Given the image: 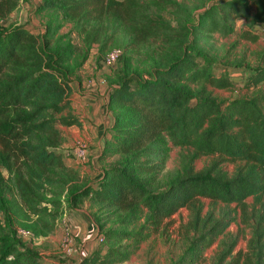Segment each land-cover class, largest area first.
<instances>
[{
    "label": "trees",
    "instance_id": "16d2710c",
    "mask_svg": "<svg viewBox=\"0 0 264 264\" xmlns=\"http://www.w3.org/2000/svg\"><path fill=\"white\" fill-rule=\"evenodd\" d=\"M18 1L0 0V19ZM251 1L215 0L193 8L198 10L195 17L191 8L173 2L172 25L152 18L137 0H41L38 10L48 12L40 35L25 26L0 25V211L4 220L25 223L34 237L45 236L66 211L78 208L85 197L93 199L122 215L118 227L97 226L100 246L77 264H118L131 251L129 240L137 242L143 236L142 227L134 231L120 225H128L143 209L154 228L177 209L189 206L196 226L199 207L194 201L203 197L224 207L217 216H206L171 264L198 259L202 247L233 220L231 203L250 226L249 237L244 251L237 253H232L234 237L222 240L212 264H264V53L258 54L255 65L225 58L219 62L205 57L198 44L214 33L229 36L235 19H244L247 26L238 39L256 40L253 30L264 25V0H253L255 7ZM61 19L78 32L85 51L93 45L104 47L107 31L119 26H131L139 41L149 36L162 41L163 65L137 73L120 51L111 68L114 78L106 102L112 112L110 134L97 156L100 174L94 180L78 181L58 151L57 125L79 126L69 110V74L80 65L77 58H84L76 55L64 35L50 41ZM111 48L117 47L107 50ZM207 86L239 87L250 94L218 100ZM168 144L189 147L192 153L158 189L154 176ZM196 154L213 159L193 171L190 160ZM222 161L235 164L230 175L220 167ZM247 197L252 198L250 204L245 203ZM17 242L11 232L0 237V264H44L36 249L18 248Z\"/></svg>",
    "mask_w": 264,
    "mask_h": 264
},
{
    "label": "rangeland",
    "instance_id": "374dc122",
    "mask_svg": "<svg viewBox=\"0 0 264 264\" xmlns=\"http://www.w3.org/2000/svg\"><path fill=\"white\" fill-rule=\"evenodd\" d=\"M137 1L140 4V8H144L152 18H160L173 25V16L171 12L173 2L183 4L193 10V8H197L202 4L208 5L215 0ZM40 3L41 0H19L17 6L8 15L0 19V25H21L25 26L32 33L40 35L44 31V21L46 13L48 12L38 10ZM251 5L255 7L253 0L251 1ZM197 11L196 9L192 11L193 17L196 16ZM245 22L244 19H235L233 21V31L229 36H221L214 33L209 38L200 40L198 44L205 57H210L220 62L224 58L232 60L235 59V56L242 55L244 61H246L245 63H252L255 57H257V53L264 52V38H262L264 27L260 26V28H254L253 31L260 34V38L255 43H247L244 40L237 41L236 37L242 30V27H244ZM57 35H64L66 39L70 40L75 48L76 55H84L82 59L79 57L77 58V61H80V65L69 74V85L71 90L68 94V99L71 113L73 109H75L70 105V98L71 101L75 98V82L79 84V81H104L106 91L108 86L112 83L114 71L103 65L104 53L109 47H117L122 53H125L129 58L132 68H134L137 73L145 72L154 64L161 66L164 63L161 51L162 41L160 37L149 36L139 41L131 26H119L111 31L108 30L105 35V37H107L106 41L103 43L104 47L93 45L86 51L84 46H82L80 35L72 28L69 21L61 19V26L56 34L52 35L50 41L53 42ZM232 44L233 46H231ZM212 67H215L214 63L211 68ZM234 78L238 80V76ZM190 87L193 88V85H190ZM207 89L210 91L211 95L218 100H228L237 96H248L250 94V91H246L239 87H234L231 90H222L207 86ZM108 112L112 116V112ZM57 129L59 130L61 138L58 151L61 153L62 159L64 158V164L73 171L78 181H84L86 178L90 180L89 175L92 176V173L96 172L95 170H100L99 161L95 159V162L92 164L93 168L87 166L88 162L84 164L70 163V160L66 157L65 151L74 145L71 139L73 134L72 130L74 128L57 125ZM108 134H110V132H108ZM80 142L87 145V154L90 158L92 145H89L88 141ZM191 153L192 149L189 147L168 144L165 159L158 169V173L154 176L155 185L158 189L164 188L165 181L179 170L182 161L191 155ZM110 159L111 158L105 159V162L108 163ZM212 159L213 157L211 155L196 154L192 156L190 160V167L193 171H197L206 166ZM219 165L228 175L232 173L235 166L234 163L227 161H222ZM2 173L6 177V172L3 169ZM251 201V197L245 199V203L247 204H250ZM194 203L199 207L196 226L192 225L194 212L189 206L177 209L172 215L165 218L154 228L146 220V211L143 209L136 213V219L130 220L128 225L119 224L120 228L123 227L127 230L134 231L142 227L143 236L140 237L137 242L133 239L129 240L131 251L126 260L118 264H171L175 261L187 244L186 238L195 235L197 231L201 229V222L206 219V216L207 218L211 216L215 217L219 210L224 207L223 204L219 202H214L203 197L196 198ZM230 208L233 209L231 212L233 220L230 221L223 232L212 240L210 244L202 247L198 259L191 264H212L216 254L221 249L219 243L222 240L228 241V239L230 240L233 237L235 238V245L233 246L232 253L244 251L246 240L250 233V226L247 222L241 220L240 210L234 206V203L230 204ZM74 213L75 214L72 215L73 218L75 217L74 224L76 228H73V232L67 223V219L63 217L59 219L51 233L39 237L31 235L28 239L22 240L15 235L14 231L16 228L21 227L29 229L26 224L14 222L7 223L4 220L3 213L0 211V237L7 232H11L13 237L18 241V248L32 247L36 249L44 264H77L86 253L100 246L96 240V236L99 234L97 226L102 224L104 228L109 226L118 227V220L122 212L85 197ZM64 224L67 225L71 234L70 242L67 244L62 243L61 231ZM207 225L208 223H206L205 227ZM102 250L104 251V247ZM230 255L226 257V260Z\"/></svg>",
    "mask_w": 264,
    "mask_h": 264
},
{
    "label": "crops",
    "instance_id": "0c3cea01",
    "mask_svg": "<svg viewBox=\"0 0 264 264\" xmlns=\"http://www.w3.org/2000/svg\"><path fill=\"white\" fill-rule=\"evenodd\" d=\"M260 26L264 27V25H258V26H255L254 28L255 29L260 28ZM246 29H247V26L244 25V27H242V30L240 32L245 31ZM255 33L258 36L256 40L254 41L244 40V41H246L247 43H255L260 38V34L257 32ZM262 38H264V34ZM236 40L242 41L243 39H238V37H236ZM233 44L231 46H233ZM258 54L259 53H257L256 55L257 57H255L252 63L249 62L246 64L248 65L257 64ZM234 58L236 60H240L241 63L245 64L246 62L244 61V58L242 57V55L235 56ZM104 84H105L104 81H88V82L79 81V84L78 82L77 83L75 82L74 84L75 89L73 88L74 90H76V92L74 93L75 98L73 101H71V98H70V105L75 108L73 109L72 114H74V116L79 121V126H73V127L70 126L71 128H74L73 129L74 131L72 130L73 134L71 136V139L74 143L80 142V141H85V142L88 141V144L92 145V153L87 163V166H89L90 168H93L92 164L93 162H95V159L97 160V156L102 147L103 140L109 137L107 128H109L111 124V120H112L111 114L106 109L107 91L105 89ZM70 90H71V87H70ZM69 162L73 163L71 160ZM95 171L96 172L92 173V176L89 175L90 180H92V178L94 180L95 178L99 176L100 170H95ZM76 209L66 211L62 216V218L65 217L67 219L68 221L67 223L69 224L72 232H73V228L74 229L76 228L74 224L75 217L73 218V215H72V214H75L74 211ZM92 250H90L89 252H91ZM88 253H86L84 256H86Z\"/></svg>",
    "mask_w": 264,
    "mask_h": 264
},
{
    "label": "built area",
    "instance_id": "2783aa9c",
    "mask_svg": "<svg viewBox=\"0 0 264 264\" xmlns=\"http://www.w3.org/2000/svg\"><path fill=\"white\" fill-rule=\"evenodd\" d=\"M119 54H120V50L118 48H111L107 50L103 57V65L108 69L113 68ZM87 150L88 147L85 143L75 142L72 147H70L65 151V154L67 159L71 160L73 163L84 164L87 163L89 159ZM61 233H62V243L67 244L68 242H70L71 234L66 224H64ZM15 234L17 237H19L22 240L31 237V233L24 228H16ZM96 240L98 243L101 242L102 236L97 235Z\"/></svg>",
    "mask_w": 264,
    "mask_h": 264
}]
</instances>
